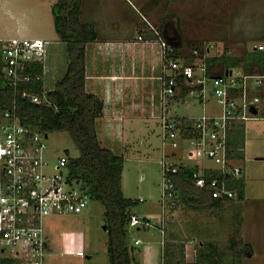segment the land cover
Instances as JSON below:
<instances>
[{
    "label": "rangeland",
    "instance_id": "1",
    "mask_svg": "<svg viewBox=\"0 0 264 264\" xmlns=\"http://www.w3.org/2000/svg\"><path fill=\"white\" fill-rule=\"evenodd\" d=\"M128 1L143 12L149 27L154 26L151 31H157L162 39L170 40L177 46L176 53L181 58L195 51L208 59L219 56L239 58L246 51L264 47V0ZM54 5L53 0H0V39L36 38L44 30L55 33ZM123 6L141 19L139 12L126 2ZM9 11H14L19 17L9 18ZM26 28H31V31L26 33ZM44 63V87L49 90L66 74L67 53L63 56L57 48L50 60L46 57ZM243 66L244 63L233 69L246 76ZM229 69L218 63L214 71L226 73ZM258 74L260 72L253 70L247 80L251 93L259 96L261 103L257 105L258 115L244 124V151L239 161L245 181L244 199L239 200L235 196L218 207L192 208L184 205L177 194L175 207L170 210L166 207V214L162 217L160 161L163 149L160 128L154 127L153 134L132 137L127 148L115 151L124 157L123 194L126 198L139 200L138 205L131 208L132 213L156 226L130 229L129 242L134 246L138 264H163L167 248L171 254L183 249L185 263L212 264L211 260H202L199 251L201 243H205L207 252L213 245V258L222 264H264V90L253 89L256 82L254 76ZM197 97L193 110L175 105L172 115L203 114L204 103ZM206 97L210 100L209 108H212L208 112L218 111L211 83L207 84ZM48 144L52 161L63 154L78 156V150L67 132L50 133ZM104 213V205L93 199L81 214L45 218V229L51 244L45 264H108ZM158 228L165 230L164 248ZM136 239H141L142 243L134 244ZM77 251H82L84 255L78 256ZM1 256L8 258L10 253L2 251ZM178 257L172 255L171 263L177 262Z\"/></svg>",
    "mask_w": 264,
    "mask_h": 264
},
{
    "label": "built area",
    "instance_id": "2",
    "mask_svg": "<svg viewBox=\"0 0 264 264\" xmlns=\"http://www.w3.org/2000/svg\"><path fill=\"white\" fill-rule=\"evenodd\" d=\"M48 43L41 38L13 37L2 46L4 77L15 97L12 107L0 116V249L20 264H45L51 252L45 218L81 214L92 200L84 183L69 177L67 154L52 161L48 135L22 124L17 112L18 95L32 103L49 104L46 96L28 88L32 81L42 79L41 75H32L29 69L32 64L44 63ZM160 46L163 217L166 207L170 210L177 203L175 176L182 171L190 170L196 185L207 184L213 199L229 201L237 196L231 185L242 177L243 170L240 159L230 155L233 148L229 140L237 125L258 115L261 99L251 93L247 81L251 76H243L233 68L223 74L208 75L203 61L206 57L202 55L200 59L197 51L188 63L185 57L177 55V46L172 41L162 39ZM254 78L253 89L264 90V73ZM179 79L191 88L189 93L197 94L203 101L207 99V84L211 83L218 111H205L192 119L170 116L167 104L182 91ZM252 107L257 109V114L252 112ZM135 227L156 226L132 214L129 233ZM158 229L164 248L165 230ZM140 243L141 239L134 240V244ZM77 255L84 254L77 251Z\"/></svg>",
    "mask_w": 264,
    "mask_h": 264
},
{
    "label": "trees",
    "instance_id": "3",
    "mask_svg": "<svg viewBox=\"0 0 264 264\" xmlns=\"http://www.w3.org/2000/svg\"><path fill=\"white\" fill-rule=\"evenodd\" d=\"M82 0H57L53 7L54 27L60 39L66 43L68 65L64 77L52 90H45L43 80H35L29 84V90L44 97L49 104L32 103L22 96L17 98V112L21 123L31 125L47 135L53 132H67L71 137L78 156H68V174L70 178L80 180L87 187L92 200L100 201L105 207L106 231L108 234L107 251L108 264H138L134 256V246L129 242V222L133 214L131 208L136 207L139 200L126 198L122 190L124 169L123 155L116 154L104 146L98 138L96 120L102 114L104 103L101 98L85 89L86 44L98 38L95 27L91 23L81 21ZM157 35L159 33L155 31ZM161 38V37H160ZM162 40V38H161ZM177 50V49H176ZM202 55L200 59H202ZM195 56H185L190 63ZM207 66L208 75L223 74L214 71L220 63L224 68H235L244 63L245 75H251L253 70L264 73V51L258 48L246 51L243 57L219 56L203 60ZM32 75H43V64L35 63L29 69ZM181 82L182 94H189L191 88ZM13 90L6 84L3 73V62H0V116L2 112L12 107ZM244 124L237 125L232 131L229 144L233 148L231 156L242 159L244 151ZM176 190L181 202L192 208L218 207L222 200L213 199L207 184L196 185L190 170L182 171L175 176ZM231 188L237 192L239 200L245 196L244 178L236 180ZM199 249L202 260H211L212 264H222L213 258L215 247L210 245V251L204 249L201 243ZM165 247V246H164ZM172 252V251H171ZM179 256L174 264H193L183 261L184 251H173L168 248L163 255V264L171 263L170 257ZM166 257V262H165ZM0 264H20L17 259L1 256ZM234 264H242L234 263Z\"/></svg>",
    "mask_w": 264,
    "mask_h": 264
},
{
    "label": "crops",
    "instance_id": "4",
    "mask_svg": "<svg viewBox=\"0 0 264 264\" xmlns=\"http://www.w3.org/2000/svg\"><path fill=\"white\" fill-rule=\"evenodd\" d=\"M53 1L54 4L57 2V0ZM124 2L139 12L142 20L129 12L123 6ZM129 2L128 0H82L81 21L93 24L98 36L96 40L86 44L85 89L101 98L104 103L103 112L96 120V131L101 143L114 152L127 148L128 141L136 135L153 134L155 128H160L159 136L162 133L160 121L162 104L159 96L161 88L159 77L163 72L161 38L156 32L151 31L154 26L149 27L150 23L143 12ZM7 15L11 19L19 17L14 11L11 13L9 11ZM24 31L28 33L31 28H26ZM46 31L35 37L49 42L46 52L48 61L57 48L59 54L61 50L63 56L64 53L66 55V43L60 39L55 27V33ZM7 40L0 39V62H2V45ZM44 75L45 63H43V85ZM197 96V94L177 92L167 104L168 114L172 117L188 119L196 117L174 116L172 112L175 105L184 110H193L194 99ZM197 98L204 103V111L208 112L212 109L209 108L208 98L205 101L199 96ZM182 104L184 107H180Z\"/></svg>",
    "mask_w": 264,
    "mask_h": 264
},
{
    "label": "water",
    "instance_id": "5",
    "mask_svg": "<svg viewBox=\"0 0 264 264\" xmlns=\"http://www.w3.org/2000/svg\"><path fill=\"white\" fill-rule=\"evenodd\" d=\"M252 112H253L254 114H257L258 111H257V109H256L255 107H252ZM104 228L107 229L106 226H105Z\"/></svg>",
    "mask_w": 264,
    "mask_h": 264
}]
</instances>
